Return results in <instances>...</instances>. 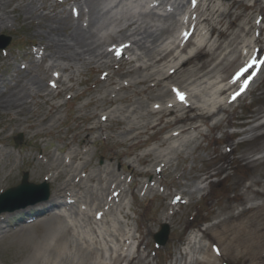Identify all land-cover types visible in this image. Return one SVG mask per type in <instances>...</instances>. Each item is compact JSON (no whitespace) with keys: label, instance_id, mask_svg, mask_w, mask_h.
Here are the masks:
<instances>
[{"label":"rangeland","instance_id":"1","mask_svg":"<svg viewBox=\"0 0 264 264\" xmlns=\"http://www.w3.org/2000/svg\"><path fill=\"white\" fill-rule=\"evenodd\" d=\"M211 1L91 0L97 11L94 16V31L98 35L99 42L103 43L99 52L114 53V57L118 59L117 51L114 50L121 49V46L124 47L130 42L125 41L127 40L125 38H118L117 35L131 23H135V28L142 32L159 33L162 29H168L165 37L167 42L181 39L188 24H198L201 12L207 13L208 4H212V7L215 5L216 0ZM88 2L89 0H14L6 10L1 6L0 36L10 37V41L5 48L0 49V87L5 85L8 87L9 80L27 70H32L33 76L37 75L47 64L50 67V72L45 77L47 82L60 85L63 81L64 86L73 88L51 99L52 103L61 105L55 114L60 125L55 128L50 127L49 124L46 130L48 134L44 137H33L32 131L24 133L8 128L3 134V126L8 122L1 120V117L5 116L0 115V148L10 152L6 158L4 155L1 159L0 179L5 180L7 167L12 160L16 159L19 163L14 170L16 179L0 188V195L21 184L24 174H27L28 182L34 184L46 182L50 193L53 191L54 185L47 181L45 176L40 179L31 177V168L21 160V155L28 151L36 154L45 163L47 158L41 150L44 148L63 158L66 153L61 151L64 147L61 139L65 134L68 137L74 134L75 131L69 127H75L74 117L78 114L77 108L87 103L90 95L105 83L101 79V72L96 69L100 67L102 72L117 75L114 69L102 65L87 68L77 64L69 70H63L67 62L56 61L41 46V39L48 41L58 37L64 38L63 32L55 35L49 33V28L43 27L49 24L48 20L41 18V15L47 14L59 19L70 16L73 20L71 30L79 23L86 29L89 23ZM25 6H29L31 11H34L32 14L34 24L25 20L27 15ZM198 6L200 9H197ZM80 11L84 13L81 18L78 16ZM233 11L235 14H240L237 23L249 16L256 24L249 35L242 33L239 39L242 41L241 47L246 43L249 44L247 48H240L247 55L246 58L242 57L240 62L244 61V64L248 65L254 59L256 61L255 68H252V73H255L254 79H251L248 88L241 92L244 83L241 81L240 98L232 99L230 102H225L224 97H219L216 90L203 94V100L217 104L225 103L226 111L220 112L206 123L200 122V130L191 132L190 137L181 141L179 157H176L172 149L167 147L168 145L159 147V141L166 135L167 130H150L142 135L140 139L142 142L139 145H136V140L117 144L116 141L122 139L119 137L105 142L104 137L108 134L115 138L112 132L115 125L113 121L103 122L106 128L93 133L92 139L95 137L94 139L98 140L96 143L81 144L80 141L84 137V134H81L73 141L72 147L77 151L85 152L84 156L89 163L86 165V170L77 173L73 181L79 183L82 178L84 182L80 181V184L92 188L86 199L93 200L94 204L101 200L104 205L99 207L100 211H97L99 208L89 210L87 204H78L80 212L72 214L71 206L75 203L74 199L61 197L58 204L55 207L51 206V209L59 210L56 214L71 215L70 221L74 224L72 233L78 236L84 233L95 236L89 229L91 224L101 235L107 236L105 229L114 228L119 223L126 234L132 237L125 245L124 252L128 256L139 257L133 264H198L208 257L207 254L215 255L216 264H264V126L251 130L249 128L253 124H246L247 120L264 109V64L260 63L264 60V48H261L264 47V0H243L239 5H235ZM203 26L206 25H198L199 28ZM225 27L226 25L223 28ZM128 29L130 35L134 27ZM206 30L209 32L208 27ZM109 35L116 40L106 39ZM217 35V32H214L213 38ZM5 40L0 38V44ZM135 53H139V50L126 52L128 58H134ZM220 75L223 76L224 72L218 73V76ZM2 79L6 81L2 82ZM121 81L125 82L127 78L120 79ZM141 88L142 85L138 86V89ZM49 89L53 94L59 91L55 86ZM82 92L84 95L77 97ZM28 101L30 111L41 112L43 109H49V105L42 97L32 96ZM152 103L153 101L151 105ZM90 107L92 108L93 105ZM25 111L28 115V110ZM98 111L106 112L100 109ZM26 115H21L20 119L23 120ZM258 123L264 124V115L254 124ZM213 126L216 128L212 129ZM174 144H179V141H175ZM152 147L163 151L165 155L163 159L167 162L166 159L170 158L171 166L166 170L165 162H161L155 170L153 168V173L162 169L163 171L153 178L133 174L132 169H148L146 164L138 163L136 157L137 154ZM115 152H120L121 155L118 156ZM111 155L112 158H109ZM64 160L71 163L69 158ZM77 162L75 161L74 164ZM36 164L34 161L32 167ZM105 165L112 166L115 177L102 195L98 185L106 182L100 181L97 169L98 166ZM89 169L96 173L92 179L87 180L86 174ZM208 175L211 177L208 178ZM114 188L118 189L110 194ZM39 196L40 193L33 194L30 198L29 196L16 198L8 204L19 205ZM47 200L49 197L35 205L14 210L12 213L0 214V237L3 236L0 238V264H23L27 256L33 252L45 227L43 220L46 216L44 210L49 207L46 205ZM39 203L46 204L36 207ZM85 210L88 215L82 214ZM104 213L108 214L106 220L102 219ZM84 217L87 221H83ZM235 218L237 219L234 220ZM234 223L239 228L248 225L251 234L248 241L234 244L233 253L222 257L211 250V245L216 244L220 249L222 246L230 249V238L226 231L227 229L229 231ZM162 224L168 225L169 235L166 244L158 246L154 235L161 229ZM22 230H29L31 237L24 239L20 233ZM230 235L232 237L234 232ZM195 236L197 240L199 239L198 243L196 240L192 249L187 248L189 240ZM218 237L223 238L224 243H220ZM138 241H142L141 244ZM109 243L112 247H118L112 239Z\"/></svg>","mask_w":264,"mask_h":264},{"label":"bare ground","instance_id":"2","mask_svg":"<svg viewBox=\"0 0 264 264\" xmlns=\"http://www.w3.org/2000/svg\"><path fill=\"white\" fill-rule=\"evenodd\" d=\"M13 1L0 0V10L1 6H4V10L9 8ZM242 2L243 0H216L213 7L212 4H208L207 13L201 12L202 15L198 24L192 25L189 23L183 37L179 38L180 40L165 41L168 29H162L159 33L142 32L140 29L135 28V23H131L126 29L120 30L117 35L118 38H125L127 39L125 41L130 42V44L124 45V47L121 46V49H118L120 51L118 59L114 57V53L99 52L103 43L99 42L98 35L94 31V16L97 11L91 0L88 2L89 23L86 29L79 23L71 30L73 20L70 16L59 19L47 14L41 15V18L48 20L49 24L43 25V27H48L49 33L54 35L59 32L64 33V38L58 37L48 41L41 39L40 41L41 46L49 52L53 59L67 62L62 68L63 70H69L77 64L87 68L102 65L114 69L117 73L115 76L118 78L106 73V71L102 72L100 67L96 69V71L101 72V79L105 83L90 95V100L87 103L77 108L78 114L74 117L75 127H69V129L75 131L74 134L71 137L65 134L61 139L64 143L61 151L66 153L63 158L57 157L44 148L41 150L47 158L45 163L31 152L27 151L26 154L21 155V160H24V163L31 168L30 174L33 179H40L45 176L46 180L54 185L50 198L47 200V204L45 203L49 207L44 210L46 215L43 220L44 230L33 252L27 256L23 264H122L123 262L133 264L139 258L138 255L128 256L124 252L125 245L132 237L126 234L119 223L114 228L105 229L107 236L101 235L97 228L91 224L89 229L95 236L87 233L78 236L72 233L74 224L70 221L71 215L56 214L59 210L51 209V206L55 207L58 200L65 196L74 199L75 203L71 206L72 214L80 212L78 207L82 203L87 204L89 210L104 205L100 199L98 200L101 202H95V204L92 203L93 200L88 201L86 199V196L92 192V188L81 185L80 181L84 182L82 178H80L79 183L73 181L77 173L86 170V165L89 163L84 156L85 152L77 151L72 147L73 141L84 134L80 141L81 144L96 143L98 140L94 139L95 137L92 139L93 133L106 128L103 122L113 121L115 125L112 132L115 138L108 134L104 137L105 142L116 140L119 137L122 139L117 140V144H125L136 140V145H139L142 142L140 140L142 135L150 130H167L166 135L159 141V147L168 145L167 147L172 149L171 151L176 154V157H179L181 154V141H185L190 137L191 132L199 131L202 122L206 123L220 112L226 111L225 103L217 104L216 102L203 100V94L216 90L219 97H224L225 102H230L239 90V80L242 77L248 78L253 71L252 68H255L253 66L247 73L233 82L236 73L247 66L244 61L240 62L242 57H247L240 48L249 46L246 43L244 47H241L242 41H239L241 34L249 35L251 29L256 27L249 16L239 23L236 22L240 14H235L233 8ZM197 9H200V7L198 6ZM24 10L27 14L25 20L34 24V20H32L34 11H31L29 6H25ZM83 14L80 11L78 16L81 18ZM199 24H205L206 26L199 28ZM225 25L226 27L223 28ZM131 27H134V29L129 35L128 28ZM206 27H208L209 32ZM214 32L218 34L216 38H213ZM106 39L116 40L112 35L107 36ZM257 39L260 38L257 37ZM261 48L264 47L261 46ZM137 49L139 53H135L134 58L127 57V51L133 52ZM232 57L233 59H231ZM95 63L97 64L94 65ZM49 72L50 67L46 64L42 71L38 73L40 75L33 76V71L27 70L17 75L16 78L13 77L9 80L8 87L6 85L0 87V115L5 116L1 117V120L8 122L3 126V134L8 128L17 129L24 133L32 131L33 137H44L48 134L46 130L49 124L50 127H59V119L55 114L59 111L61 105L52 103L51 99L55 95L64 94L73 87L64 86L63 81L60 82V85H52L51 82H47L45 77ZM223 72V76H218V73ZM126 78L127 81L120 82V79ZM231 80L232 82H230ZM3 81L6 80L2 79ZM140 85H142V88L138 89ZM51 86H55L59 91L53 94L49 89ZM177 93L183 95L182 101L177 98ZM83 95L84 92L78 94L77 97ZM32 96L44 98L45 103L49 105V109H43L41 112L30 111L28 98ZM226 97L228 98L227 101ZM91 105H93L92 108ZM81 108L82 111H85L84 113L80 112ZM99 109L106 112L100 113ZM25 110H28V115H26ZM21 115H26L23 120L20 119ZM263 115L264 109L247 120V125L253 124L249 129L263 127L264 124H254ZM215 128V126L212 127V129ZM1 139L3 140V137ZM175 141H179V144H174ZM38 147L40 146L38 145ZM65 148L67 149L64 150ZM9 154L10 152L0 148V163L2 157L5 155L6 158ZM115 154L121 155L120 152H115ZM163 157H165L163 151H159L157 147H152L137 154L136 157L137 162L146 164L148 169L134 170L132 167L129 168L132 169L135 175L153 178L163 171L162 169V171L153 173V168L155 170L161 162H165ZM64 158H69L71 163L65 162ZM109 158H112V155ZM166 160L165 167L168 170L171 166L169 165L171 159L167 158ZM34 161L37 164L32 167ZM75 161L78 162L74 164ZM18 165V160H12L9 167H7L5 180L0 179V188L16 179L14 170ZM95 173L94 170L89 169L86 174L87 180L92 179ZM97 175L101 178V182L103 180L106 182V184L98 185V190L103 195L114 179L115 172L111 165L98 166ZM210 177L211 175H208V178ZM117 185H121V183H117ZM117 189L114 188L110 194ZM152 189L153 187L150 188V190ZM42 204L39 203L36 207H41ZM100 210L101 208L97 211ZM82 214L88 215V212L85 210L82 211ZM107 215V213H104L102 219L106 220ZM83 221H87L86 217ZM80 224L84 226L82 223ZM233 232L234 235L231 237L230 234ZM20 233L24 236V239L31 237L29 230H22ZM70 233L73 234L71 237ZM226 233L230 238V249L223 248V246L220 249L216 247V244L211 245V250L222 257L233 253L234 244L240 241H248L251 234L248 225L239 228L235 223L229 228V231L227 229ZM109 238L115 241L118 247H112ZM217 239L220 243H224L223 238L218 237ZM255 239L257 241V238ZM196 240L197 236L191 238L187 248L192 249ZM198 241L199 239L197 243ZM141 242L139 243L141 244ZM257 253L256 250L255 254L257 255ZM207 255L208 257L199 261L198 264H216L215 255Z\"/></svg>","mask_w":264,"mask_h":264},{"label":"water","instance_id":"3","mask_svg":"<svg viewBox=\"0 0 264 264\" xmlns=\"http://www.w3.org/2000/svg\"><path fill=\"white\" fill-rule=\"evenodd\" d=\"M0 38L4 40L6 39L5 41H3V43L0 44V49H3L8 45L10 41V37L0 36ZM38 192L41 194L39 198L37 197V198L29 199L28 201H24L19 205L8 204L9 202H12L16 198L21 199L25 196L31 197L33 194H36ZM48 196H49V189L47 184L36 185L29 183L27 180V174H25L21 184H19L16 187L8 189L5 193L0 195V214L2 212H12L14 210L24 208L30 204H34L38 201L46 200ZM167 236H168V227L163 226L162 231L156 235V240L161 244H165Z\"/></svg>","mask_w":264,"mask_h":264},{"label":"snow or ice","instance_id":"4","mask_svg":"<svg viewBox=\"0 0 264 264\" xmlns=\"http://www.w3.org/2000/svg\"><path fill=\"white\" fill-rule=\"evenodd\" d=\"M117 56L120 55V51L117 50L116 52ZM261 64H264V60L260 61ZM256 64L255 59L250 62L246 67L241 68L239 72L236 73L235 77H233V82H235L237 79H239L240 77H242L245 73L248 72V70L250 68H252L254 65ZM255 75V73H252V75L248 76V78L246 80H244L243 85L241 86L240 91L243 92L245 90V88L248 86L249 82L251 81L252 77ZM175 91V90H174ZM240 93H236V95L238 96ZM177 98L180 99L181 101L183 100V95L180 93H177ZM233 99H235V96H233Z\"/></svg>","mask_w":264,"mask_h":264}]
</instances>
